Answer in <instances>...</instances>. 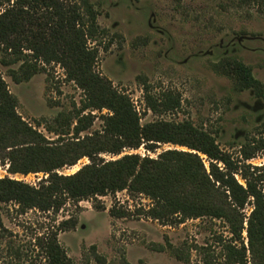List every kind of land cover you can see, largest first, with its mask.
<instances>
[{"label": "rangeland", "instance_id": "obj_1", "mask_svg": "<svg viewBox=\"0 0 264 264\" xmlns=\"http://www.w3.org/2000/svg\"><path fill=\"white\" fill-rule=\"evenodd\" d=\"M88 2L98 14L99 27L106 33L97 42H89L99 46L94 70L128 96L140 125L158 120L190 121L211 133L220 150L237 160H241L243 146L264 138V99L252 89L238 90L235 81L221 69L224 60H238L252 70L264 87V0ZM4 58L10 59L0 48V61ZM40 66L39 73L19 84L10 77L12 70L18 72L19 64H0V73L17 100L20 118L47 141H53L58 136L46 127L58 114L78 110L84 94L65 80L58 65ZM144 86L154 97L162 92L179 96L180 107L152 113L144 102ZM92 113L96 119L88 133L102 129L99 116L107 111ZM172 149L186 150L158 144L153 152H148L141 145L136 150H123L118 157H101L110 160L136 154L155 158ZM87 163V159H82L57 173L71 175ZM244 164L251 168L264 166V150L257 151ZM8 167L5 154H0V178L37 187L47 177L43 173L12 175ZM6 170L9 177H5ZM113 206L126 211L128 216H110ZM150 206L146 197L126 192L96 201L68 202L58 213H21L14 203H0V264H43L33 246L35 236L70 216L77 219V225L60 233L58 241L73 264H224V246L231 238L224 221L201 218L163 226L146 217ZM243 212L248 216L250 205ZM232 245L247 250L246 232ZM247 257L249 261L248 252Z\"/></svg>", "mask_w": 264, "mask_h": 264}, {"label": "trees", "instance_id": "obj_2", "mask_svg": "<svg viewBox=\"0 0 264 264\" xmlns=\"http://www.w3.org/2000/svg\"><path fill=\"white\" fill-rule=\"evenodd\" d=\"M97 17L88 0H0V48L10 57L0 64H19L18 72L10 73L12 81H28L42 70L40 65H58L65 80L84 94L78 110L58 114L46 127L58 136L47 141L17 114V100L0 73V154L4 153L9 162L8 172L47 176L37 187L1 178L0 203H14L21 213H58L68 202L96 201L120 192L144 196L151 203L146 217L163 226L201 218L224 221L231 234L224 246V264H264V166L244 164L264 150V138L243 146L241 160H237L220 150L211 133L190 121L158 120L140 125L128 96L94 70L99 46L89 42L106 35ZM221 69L235 81L238 90L252 89L264 99V87L249 67L226 59ZM143 91L145 105L154 114L180 107L179 96L171 92L154 97L147 86ZM104 110L107 113L99 116L102 129L88 133L96 119L92 111ZM158 144L186 150H165L155 158L136 154L110 160L101 157H118L123 150H136L141 145L153 152ZM82 159L88 163L73 174L57 173ZM248 205L246 216L243 211ZM109 214L120 219L128 216L115 206ZM76 225L77 219L70 216L35 236L33 246L43 264H73L58 236ZM243 231L247 250L232 245L241 240Z\"/></svg>", "mask_w": 264, "mask_h": 264}, {"label": "built area", "instance_id": "obj_3", "mask_svg": "<svg viewBox=\"0 0 264 264\" xmlns=\"http://www.w3.org/2000/svg\"><path fill=\"white\" fill-rule=\"evenodd\" d=\"M144 157V156H143ZM4 173H5V177H9V175L7 174V170L6 171H4ZM1 179V178H0Z\"/></svg>", "mask_w": 264, "mask_h": 264}]
</instances>
